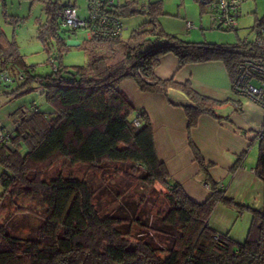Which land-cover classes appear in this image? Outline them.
<instances>
[{"label": "trees", "instance_id": "obj_1", "mask_svg": "<svg viewBox=\"0 0 264 264\" xmlns=\"http://www.w3.org/2000/svg\"><path fill=\"white\" fill-rule=\"evenodd\" d=\"M196 1L202 13L207 0ZM139 2L122 1L119 19L134 13L148 14L152 27L136 28L126 39L91 35L78 45L87 57V65L76 66L73 71L60 61L67 47L58 35L56 16L61 7L72 2H45L46 20L38 23L37 37L48 51V61L54 62L55 57L59 65L55 64L56 69L44 77L33 75L14 40H8L0 29V71L7 67L21 71L24 79L17 81L19 88L35 84L51 109L49 113L38 111L37 105L31 113L18 109L10 116L16 117L15 127L6 129L11 134L9 145H0V213L7 205L14 207L17 198L35 199L40 209L33 226L27 222V215L12 227L0 225V264H264L262 146L255 174L263 184V204L246 208L226 197L225 190L211 179L209 165L188 138L193 158L209 187L208 197L195 202L157 158L147 114L137 111L120 88L122 81L132 80L143 92L163 94L169 104L168 90L180 91L191 102L181 106L189 133L200 115L219 118L218 105L229 100L218 102L205 97L189 81L156 77L154 69L159 58L172 53L179 66L221 61L232 81L243 50L239 43H196L165 33L156 23L161 1L140 2L136 10ZM209 23L210 29L214 28ZM52 39L57 50L54 57L49 52ZM135 119L139 120L138 126L134 125ZM55 163L79 166L86 175L104 182L108 174L118 175L139 189L149 187L153 194L156 185L162 190L155 194L158 198L152 199L151 206L145 193L136 200L120 198L119 192L112 197L106 182L92 189L85 178L61 170L46 178L45 173ZM109 196L114 206L102 211L101 202ZM219 204L236 209L238 214L250 212L251 222L243 242L209 226V217ZM16 209L22 214L28 212ZM26 226L30 227L28 233L19 235Z\"/></svg>", "mask_w": 264, "mask_h": 264}, {"label": "rangeland", "instance_id": "obj_2", "mask_svg": "<svg viewBox=\"0 0 264 264\" xmlns=\"http://www.w3.org/2000/svg\"><path fill=\"white\" fill-rule=\"evenodd\" d=\"M68 1L69 0H0V29L8 40H14L25 65L32 69L33 75L44 77L52 70L51 63L48 61V51L43 47L41 41L37 37L38 23L43 24L46 20L45 2L51 4L56 2L58 4H66ZM75 1L80 7L79 15H84V0ZM143 1L147 0H140V2ZM160 1L161 14L157 15L156 23L165 33L173 34L175 33L174 31H183V29H185V21H189L196 27V29L193 30L200 31L202 28V33L205 37L200 35V42L208 44L236 45L245 39L252 41L254 38L255 26L259 22L262 24L261 20H264V0H247L242 4L237 31L210 29L206 5H203L204 11L201 13L202 9L196 0ZM140 2L137 4L138 7L136 6V10L139 9ZM122 21L125 25V30L122 34L123 39H126L130 32L136 28L145 27L149 29L152 27L148 14L134 13L130 16L123 17ZM57 23L59 27L58 35L63 39L67 47L61 55V64L70 71H73L76 66H86L87 57L82 48L78 46L82 45L86 40L85 32L83 30H78L73 33L68 29L62 28L59 22ZM251 28L252 31H250ZM49 50L53 57L57 54L55 40L53 39L50 41ZM53 60L58 66L59 61L55 59V57ZM18 82L12 83L10 86L6 87L0 86V118L5 116L8 112H16L18 109L27 110L33 103L37 105L38 111H50V107L46 104L44 96L38 92L35 84L19 88ZM233 98L235 97L233 96ZM241 102L244 106L243 111L244 115L246 114V118L250 119L251 117V124H258V119L262 116L261 111L251 106L246 100H241ZM228 103L233 105L234 101L223 102L221 104L222 106H219L220 110L217 109V111L221 114L227 113L232 109ZM232 113L237 114L238 112L233 111ZM236 124L243 126L239 120L236 121ZM250 143L251 145L247 148V158L245 156L246 161L244 162L243 169V178L245 179L243 180L248 181V179L252 178V184L249 186L244 185L245 189L242 191L239 189L237 192L234 191V186L238 185L234 184L233 186V183L229 184V193L231 195L235 194L237 198L241 200L244 197L251 203L258 205L259 208L263 204V185L259 179L257 180L254 173H250V169L253 168L256 163L258 142L256 139H252ZM24 150V148H21V152H24ZM60 170L65 174L85 178L92 189L106 182L105 185L112 190V197L116 196L117 192H119L121 194L120 198L123 197V199L128 200L133 198L136 200L140 193H145L149 206L153 204L152 199L158 198L155 194H158L157 192L162 190L160 186L156 185V192L153 194L149 190V187L139 189L136 185L127 182L122 176L118 175L108 174L109 179L104 182L97 176L86 175L79 166H62L60 163H55L52 168L45 173V177L49 178ZM2 171L3 169L0 167V173H2ZM231 177L229 176L225 180L226 185L230 182ZM247 183H249V181ZM1 194L2 188L0 186V195ZM110 197L111 196L107 197L106 200L104 198L101 202L102 211L106 212L114 206L115 201H111ZM232 199L235 203H239L246 208H251V206L244 205L235 198ZM248 201L245 202L248 203ZM15 202L16 204L14 207L11 204L7 205L6 211L1 212L0 225L6 227L10 225V227H12V224L23 220V217L26 215L28 217L27 222L32 224V226L35 225L38 221L37 214L40 213L38 202L35 199L25 198H17ZM220 205L221 204H219V206ZM16 207L27 209V214H22V211L16 209ZM250 217L251 214L247 210H243L238 214L236 209L221 205L219 209L213 210L208 221L209 224L217 230H230L235 241L241 243L246 237L248 225L250 224ZM29 228L28 226L26 229H22L23 231L20 232L19 235L25 236Z\"/></svg>", "mask_w": 264, "mask_h": 264}, {"label": "crops", "instance_id": "obj_3", "mask_svg": "<svg viewBox=\"0 0 264 264\" xmlns=\"http://www.w3.org/2000/svg\"><path fill=\"white\" fill-rule=\"evenodd\" d=\"M174 32V35L189 42L201 43L199 36L205 37L202 28L200 31L183 29V31ZM154 74L160 79L172 77L179 83L189 81L197 93L218 102L227 100L232 102L235 99L231 93V81L221 61L190 63L179 66L178 59L172 53H166L159 58ZM120 88L137 111H144L147 114L153 131L157 158L165 165L171 178L182 187L191 200L198 203L203 202L209 195V187L204 174L199 170L198 164L193 158L188 138L200 151L205 164L209 165L207 167L208 175L214 182L218 183L219 187L225 190L226 197L235 198L242 204L251 206V208H258V205L251 203L244 197L241 200L235 194L231 195L229 184L238 185L234 186L236 192L239 189L244 190V185L252 184V178L248 179L249 183L243 180L245 179L243 178L244 162L246 161L247 148L251 145L250 142L252 139H256L254 132L261 126L263 114L260 119L257 118L258 124L253 125L250 122L251 117L249 119L246 118V114L244 115L242 102L240 109H235L231 103H228L232 109L225 114L217 111L222 106L218 105L216 114L219 118L205 114L200 115L196 126L191 128L188 133L187 119L181 106L190 105L191 102L180 91L168 90V99L172 103L169 104L163 94L143 92L132 80L122 81ZM247 102L261 111L252 102ZM233 111L238 112V115L232 113ZM49 112L51 109L45 111V113ZM13 113L8 112L0 118V124L7 130H12L15 127L14 120L16 117H10ZM237 120L241 121L243 126L237 125ZM257 142L256 163L260 149L259 141L257 140ZM256 163L250 169V173H254L255 176ZM234 164L235 166L238 165L236 169L233 168ZM229 176L232 177L226 185L225 180ZM259 181L261 182L260 179ZM220 206L217 205L215 210L219 209ZM209 226L212 227L210 224ZM215 230L220 233L227 232L228 236L235 241L230 230Z\"/></svg>", "mask_w": 264, "mask_h": 264}, {"label": "built area", "instance_id": "obj_4", "mask_svg": "<svg viewBox=\"0 0 264 264\" xmlns=\"http://www.w3.org/2000/svg\"><path fill=\"white\" fill-rule=\"evenodd\" d=\"M124 0H84V15L80 16V7L75 0L70 6H63L57 11V18L62 28L70 31L83 30L86 38L95 35L101 38L122 37L125 25L119 19L118 11ZM247 0H207L209 20L214 28L220 30H234L238 26V17L242 4ZM186 30L196 29L192 22H185ZM252 41L245 39L240 48L243 53L235 68V76L231 81V93L234 99V108L240 109L241 100L252 102L262 111L261 126L254 132L264 151V23L254 29ZM52 70L56 69L51 61ZM7 67L0 71V86H10L17 81H23L21 71H14ZM39 84V80H35ZM40 90V89H39ZM38 92L40 93V91ZM36 110L32 104L27 112ZM138 117V115H137ZM139 125V120H134ZM10 132L0 124V145H9ZM253 172V171H252ZM217 238V237H216Z\"/></svg>", "mask_w": 264, "mask_h": 264}]
</instances>
